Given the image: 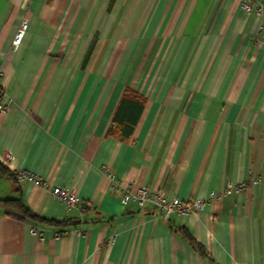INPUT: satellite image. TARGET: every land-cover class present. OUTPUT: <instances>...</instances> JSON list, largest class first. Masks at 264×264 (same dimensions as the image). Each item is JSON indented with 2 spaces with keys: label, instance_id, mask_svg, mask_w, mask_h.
Listing matches in <instances>:
<instances>
[{
  "label": "crops",
  "instance_id": "1",
  "mask_svg": "<svg viewBox=\"0 0 264 264\" xmlns=\"http://www.w3.org/2000/svg\"><path fill=\"white\" fill-rule=\"evenodd\" d=\"M262 23L239 0H0V162L49 184L0 173V264H264ZM127 91L144 106L123 140L109 133ZM107 171L203 208L165 220L125 204ZM54 187L90 207L69 209ZM19 199L55 225L7 205Z\"/></svg>",
  "mask_w": 264,
  "mask_h": 264
},
{
  "label": "built area",
  "instance_id": "2",
  "mask_svg": "<svg viewBox=\"0 0 264 264\" xmlns=\"http://www.w3.org/2000/svg\"><path fill=\"white\" fill-rule=\"evenodd\" d=\"M240 8L242 12L248 16L255 15L259 19L262 18L264 13V2L259 0H239ZM28 29V22L23 21L20 29L17 31L16 36L13 41L14 48H18L23 41L26 32ZM258 35L264 40V23H262L258 30ZM4 94H0V113L7 111V106L4 100ZM12 159L11 154L5 156V160L9 161ZM107 177L109 178L110 183L112 184L111 190L115 193L122 194V199L125 204L134 203L140 208L146 207L148 204L152 206L154 210L159 211L165 220H169L173 214H178L179 216H188L197 211H201L203 208L202 201L194 202H181L178 200L167 201L162 195L157 193L150 192L147 188H142L137 192H132L129 188H122L118 185L115 175L107 171ZM264 178V175H263ZM16 180L19 183H31L36 187H40L48 190L49 184L40 176L29 170H20L16 172ZM244 186V185H243ZM241 186V187H243ZM240 187H237L233 190H226L220 197L231 195L233 191L239 190ZM51 193L64 203L69 209H80L85 211L90 207L89 204L82 202L74 190H70L63 187H54L51 189ZM31 235L37 237L40 240L46 238L45 231H39L36 227H32L30 230ZM69 235L68 231H60L54 233V238H62Z\"/></svg>",
  "mask_w": 264,
  "mask_h": 264
},
{
  "label": "trees",
  "instance_id": "3",
  "mask_svg": "<svg viewBox=\"0 0 264 264\" xmlns=\"http://www.w3.org/2000/svg\"><path fill=\"white\" fill-rule=\"evenodd\" d=\"M94 49V45L91 47L86 61L89 59L90 55L92 54V51ZM1 94V93H0ZM143 101L137 97L135 94L127 91V93L123 96L121 102L119 103V106L117 108V111L113 118V130L110 131V135H118L123 140H127L131 137L134 127L139 119V116L143 110ZM0 173L3 176H8L12 178L13 180H16V174L11 173L9 169L4 166L0 162ZM7 205H13L17 207L18 209H21L22 214L32 220V221H39V222H49L52 225H55L52 221H48L43 218H39L38 216L32 214V212L26 208L24 205H22L21 200H13L8 201ZM179 235L182 237V239L193 249L195 252L199 253L203 258L210 259V255L196 240L191 236L189 231L182 227L177 230Z\"/></svg>",
  "mask_w": 264,
  "mask_h": 264
},
{
  "label": "rangeland",
  "instance_id": "4",
  "mask_svg": "<svg viewBox=\"0 0 264 264\" xmlns=\"http://www.w3.org/2000/svg\"><path fill=\"white\" fill-rule=\"evenodd\" d=\"M197 212H199V211H197ZM197 212H195V213H197ZM195 213H193V214H195Z\"/></svg>",
  "mask_w": 264,
  "mask_h": 264
}]
</instances>
